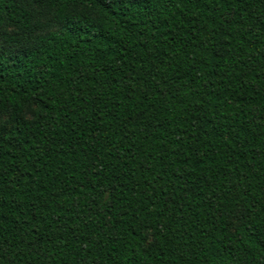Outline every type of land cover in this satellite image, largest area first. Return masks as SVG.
Returning <instances> with one entry per match:
<instances>
[{"label": "trees", "instance_id": "16d2710c", "mask_svg": "<svg viewBox=\"0 0 264 264\" xmlns=\"http://www.w3.org/2000/svg\"><path fill=\"white\" fill-rule=\"evenodd\" d=\"M264 0H0V264H257Z\"/></svg>", "mask_w": 264, "mask_h": 264}, {"label": "snow or ice", "instance_id": "6c2138e0", "mask_svg": "<svg viewBox=\"0 0 264 264\" xmlns=\"http://www.w3.org/2000/svg\"><path fill=\"white\" fill-rule=\"evenodd\" d=\"M110 2V0H109ZM264 231V230H262ZM259 240L261 241L260 244H255L254 243V247H257V248H264V235H261L259 237ZM255 260L257 261V264H264V251H260L259 254L255 257Z\"/></svg>", "mask_w": 264, "mask_h": 264}]
</instances>
